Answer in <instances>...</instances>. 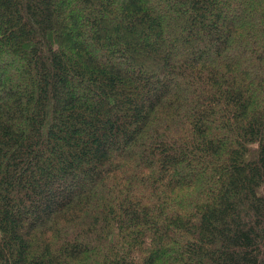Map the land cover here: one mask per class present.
I'll use <instances>...</instances> for the list:
<instances>
[{
  "label": "trees",
  "instance_id": "trees-1",
  "mask_svg": "<svg viewBox=\"0 0 264 264\" xmlns=\"http://www.w3.org/2000/svg\"><path fill=\"white\" fill-rule=\"evenodd\" d=\"M0 264H264V0H0Z\"/></svg>",
  "mask_w": 264,
  "mask_h": 264
}]
</instances>
